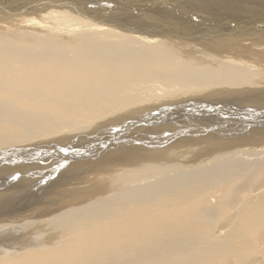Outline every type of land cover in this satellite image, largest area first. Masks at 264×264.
<instances>
[{"label":"bare ground","instance_id":"obj_1","mask_svg":"<svg viewBox=\"0 0 264 264\" xmlns=\"http://www.w3.org/2000/svg\"><path fill=\"white\" fill-rule=\"evenodd\" d=\"M115 1L84 0L83 15L48 0L4 7L57 25L10 27L26 19L0 14L11 22L0 27V264H230L240 249L258 263L264 64L246 56L264 54V0H145L163 8L96 16ZM233 116L259 137L221 136L242 125ZM150 134L161 146L128 141ZM50 187L60 191L46 199Z\"/></svg>","mask_w":264,"mask_h":264},{"label":"water","instance_id":"obj_2","mask_svg":"<svg viewBox=\"0 0 264 264\" xmlns=\"http://www.w3.org/2000/svg\"><path fill=\"white\" fill-rule=\"evenodd\" d=\"M7 1H15V0H0V3H1L0 8H4L5 6L9 5V4H6ZM21 1H25V0H21ZM36 1H43V0H36ZM75 1L76 0H51V1L48 0V2L58 3V5H60L62 7L72 8V9L76 10L77 12L82 13L81 8L83 6H85L84 3H83L84 0L76 1V2H80L79 3L80 4L79 7L75 5V3H76ZM105 1H106V3H111L112 2V0H104V2ZM145 2L147 3V1H145V0H116L115 1V5L113 7H110L108 10L115 9V11H117L119 13H122V14H125V15H130V16L136 15V14H139V15L143 14V15L148 16V15H151L156 10H157V12H160L161 8H163L160 5L159 6L155 5L153 7H147L146 5L147 4L150 5V3L146 4ZM91 3H93V4L94 3H98V0H91ZM84 15H86V14H84ZM232 108H234L233 111H232V113H233L234 110L237 109V108H235L234 106H232ZM228 112L230 113V111H228ZM228 112H226V113H228ZM237 112H238V114L240 113V115H241L242 110H240V111L237 110ZM258 112L261 113L260 115H263L261 117V118H263L264 117V113H262L263 110L262 111H258ZM255 113L252 114V118L255 116ZM235 117H237L239 119V121H241L242 125L239 128L234 129V132L232 134H228L229 131H227V132L225 131V132H222V134H220L221 136H226V135L231 136V135H233L232 137L240 138V137H246V135L250 134V132H251V134H256V136L259 137V135H260L259 131H256L254 129L248 130L249 129L248 128V123L250 122V119L248 117L244 118V117H241V116H233L232 118H235ZM201 130H204V133L206 134V132H210L212 129L208 128V127H204ZM119 134L120 133H118V132L117 133L116 132L113 133V137L111 138V140L115 141L116 143L119 142V141H126V139L123 136L119 135ZM177 135L179 136V138H181V140H185V139H188V138L198 137L199 134L195 133L194 131H190V132H187V131L184 132L183 131V133H180V134L177 133ZM120 138L123 139V140H119ZM150 138H152L154 141H157V144H158L157 146H159V145L161 146V138L159 137L158 134H150V136L147 139H145V140H142L140 138H136L134 141H133V139L132 140H128V141H132L136 146L138 145V146H142V147H144V146L148 147V145L153 144V143L149 144V142H151ZM162 142H164V140ZM145 144H147V145H145ZM103 146H106V145L102 144L100 146V148H103ZM39 154H35L34 157H36ZM37 162H38V160L26 159L23 162V164H26V165L27 164H29V165L32 164V166H33V163H37ZM10 163H12V162H10ZM13 170H15V169H13ZM32 171H33V169H32Z\"/></svg>","mask_w":264,"mask_h":264},{"label":"rangeland","instance_id":"obj_3","mask_svg":"<svg viewBox=\"0 0 264 264\" xmlns=\"http://www.w3.org/2000/svg\"><path fill=\"white\" fill-rule=\"evenodd\" d=\"M194 1H195V2H199V0H194ZM5 2H6V1H5ZM7 2H8L9 4L14 3V2L24 3V1H21V0L7 1ZM36 2H39V1H36V0H35V1H34V0H25V4H30V6L32 7V8H31V7H28L30 10H33L34 4H35V7L38 6V5L40 4V3L38 4V3H36ZM8 3H7V4H8ZM190 3H191V2H190ZM54 4H55V3L51 4V5L54 6V7H52V8H55V7H56V8H59V9H60L61 6H60V7H57L58 3L55 4L56 6H55ZM191 4H192V3H191ZM32 5H33V6H32ZM188 5H189V4H188ZM193 5H195V4L193 3ZM173 6H174V7H177L178 10L180 9V8L178 7V6H179V3H178V4H175V5H173ZM199 6H201V5H199ZM201 7H202V6H201ZM201 7H199V8H201ZM26 8H27V7H26ZM26 8L23 9L24 11H22V12H24V14H23L22 12H21V13H20V12H17V11H20V10H22V9H17V11H16V8H14V9H12V8H9V9H7V8H0V14H1V16H5V15H18V16H20V15H23V16H20V18L26 19V20H21V22L18 21V23H17V21H16L15 23H14V22H13V23L10 22L11 24H10L9 22H7L8 24H6V22L4 21L5 24H6V26L8 25L7 27H9V24H10V27H12L11 25H13L14 27H15V26L17 27V26H19V25H21V26H22V25H24V26H26V25L29 26V24H30V23L32 24V22H34V24H37V23H38V24H41V23H43L44 25H45V24L50 25V22H52V21H53V22H52V25H54V24L57 25V24H58L57 22H54L55 19L52 20L51 18L49 19V17H48V18H47V17H45V18L43 17V18H42V17L32 16V15H34V14L29 15L30 12H32V11H30L28 8H27V9H26ZM62 8H64V7H62ZM65 8H67V7H65ZM5 9H6L8 12H7V11H4ZM59 9H57V10H59ZM67 9H68V8H67ZM85 9H86V7L83 6V7L81 8V11H82V10H85ZM201 9H203V7H202ZM25 10H26V12H25ZM27 10H29L30 12L27 11ZM60 10H61V9H60ZM68 10H71V11H72V10H74V9L69 8ZM111 10H113V9H111ZM111 10H108V11H106L105 13H102L101 16L98 15V14H101V13H98V14H96V16H99V17H101V19H103V18H102V17H104L103 14L105 15V14H107L108 12H110ZM11 11H12V14H11ZM15 11H16V12H15ZM75 11H76V10H75ZM75 11H73V12H75ZM113 11H114V12H113ZM113 11H111V12H112L111 14H114V13L116 14V13H117V11L115 12V9H114ZM28 12H29V13H28ZM25 13H26V14H25ZM19 14H20V15H19ZM78 14H79V12H78ZM117 14H118V13H117ZM79 15H83V14H79ZM109 15H110V13H108L107 16L105 15L104 20H107V21L110 20V21H111L112 19H114V18H112V17H116L115 15H113V16H112V15L109 16ZM120 15H124V14L120 13ZM209 15H210V14H209ZM26 16H27V17H26ZM28 16H29V17H28ZM111 16H112V17H111ZM206 16H207V15L204 14V18H205ZM36 17H37V18H36ZM99 17H98V18H99ZM27 18H31V19H27ZM41 18H42V20H39V22L36 21V20L41 19ZM109 18H110V19H109ZM33 19H34V20H33ZM46 19H47V20H46ZM99 19H100V18H99ZM32 20H33V21H32ZM45 20H46V21H45ZM49 20H50V21H49ZM23 21H26V22H23ZM27 21H28L29 23H28ZM30 21H32V22H30ZM35 21H36L37 23H36ZM48 21H49V23H48ZM110 21H108V22H110ZM4 22H3V21L1 22V23L3 24V26H1L2 24H0V27H1V28H4V27H5ZM22 22H23V23H22ZM40 22H41V23H40ZM25 23H26V24H25ZM53 23H54V24H53ZM56 23H57V24H56ZM14 24H15V25H14ZM43 24H42V25H43ZM24 26H22V27H24ZM7 27H5V28H7ZM5 28H4V29H5ZM247 41H248V40H247ZM199 47L202 48V46H199ZM205 47H207V46H205ZM205 47H203V48H205ZM203 48H202V50L204 51V50H206L208 47H207L206 49H203ZM254 48H255V46H254ZM256 48H257V47H256ZM256 48L254 49V51H256L257 53H258L259 51H264V46H263L262 48H261V46L258 47V49L260 48L261 50H260V49L258 50V49H256ZM206 51L210 52L211 54L214 53L213 55H215V54H216L217 56L219 55V54H217V53L214 52V51L212 52V50H210L209 48H208ZM260 53H261V52H259V54H260ZM262 54H263V52H262ZM262 54H260V57H261V58L259 57V58H257L256 60H255V59H252V60H251V56H249V57L246 56V55H245V56H246L247 59L250 58V59H249L250 61H253V60H254L253 63H255V61H258V63L256 62L255 64L260 65V64H264V63H263V62H264V54H263V55H262ZM216 55H215V56H216ZM248 55H249V54H248ZM218 57H221V58H222L223 56H220V55H219ZM222 59H224V57H223ZM241 59H242V58H241ZM259 61H260V62H259ZM253 65H254V64H253ZM257 65H255V66H257ZM258 68H260V67L258 66ZM262 68H263V67H262ZM262 68H260V69H262ZM261 71H262V70H261ZM262 72H264V68H263V71H262ZM32 167H33V166H32ZM51 188H52V187L47 188V189H44V190L48 191V193H47L48 195L46 194L47 196L44 197V198L48 199V198L51 197V199H53V197H52V196H53L52 193H54L53 191H54V190H55V192L60 191V190L55 189V188H54V189L52 188V189H53V191H52ZM49 189H50V193H49ZM51 191H52V192H51ZM67 192H68L69 194H70V192H71V193H74L73 190H71V189L67 190ZM51 195H52V196H51ZM70 195H71V194H70ZM60 196H62V195H60ZM64 196H66V195H64ZM51 199H50V200H51ZM64 199H65V198H64ZM51 201H52V200H51ZM54 203H55V202H54ZM47 204H48V205H49V204L51 205V202H50V203H47ZM47 204L45 203L44 205H47ZM37 205L39 206V208L43 209V206H42L41 204H40V205L37 204ZM225 206H226V205H224V207H223L222 210H225V209H226ZM36 207H37V206H36ZM36 207H35V208H36ZM39 208H38L37 210H39ZM44 208H45V206H44ZM46 208H47V207H46ZM32 209H34V208H32ZM30 210H31V209H30ZM30 210H27V211H26V210H22L21 213H22V214L24 213L23 216H25V217H27V215L31 216V215L29 214V212H31V211H33V210H31V211H30ZM23 211H24V212H23ZM25 212H26V214H25ZM19 214H20V213H19ZM209 221H210V222H209ZM209 221H205L206 223L204 222L206 225L209 223V224L207 225L208 227H207L205 224H204V225L207 227V230H212V231H213L214 228H215V227H213V225H215V224H214V223H211L212 220H209ZM216 222H217V221H216ZM210 224H211L212 226H211ZM209 226H210V229H209ZM215 226H216V225H215ZM211 228H212V229H211ZM256 238H257V237H256ZM251 239H252V238H248V237H247V239L244 240V243H243V244H245L246 242H248V244H251V243L253 244V243L256 242V240H254V242H253V240H251ZM257 239H258V238H257ZM213 240H214V239H213ZM227 243H228V242H227ZM227 243H226V242H223V243H221L222 246L219 245V247L217 246L216 248L219 249V248L223 247L224 245H226ZM217 244H218V243H217ZM217 244H216V243L213 244L212 247H211V245H210V246L207 247V249H209V248H213V247H215ZM246 244H247V243H246ZM206 246H207V245H206ZM242 247H243V246H242ZM205 248H206V247H205ZM216 248H215V249L213 248V250H211V251H212L213 253H214L215 251H218ZM204 250H205V249H204ZM221 251H222V250H219L218 252H221ZM233 251H234V250H233ZM222 252H224V251H222ZM242 252H243V253H242ZM244 252H246V250H244V249H240V250L238 251V253H239L241 256H238V257L236 256L237 253H235L234 258H232L231 261H230V264H232V263H233V264H237L238 262H241V264H253V257H252V256H251V257L246 256ZM228 253H230V252H228ZM217 254H218V253H216V255H217ZM210 255H212V254H210ZM210 255H209V256H210ZM226 256H228L227 253H226ZM242 256H243V257H242ZM244 257H247V258H244ZM203 259H204V258H203ZM233 259H234V260H233ZM238 259H239L240 261H239ZM247 260H248V261H247ZM250 260H251V261H250ZM261 260H262V261H261ZM233 261H234L235 263H234ZM242 262H243V263H242ZM261 262H262V263H261ZM263 262H264V256L258 261V263H257V261H254L255 264H264ZM220 263L224 264L223 262H220ZM190 264H191V263H190ZM192 264H193V263H192ZM238 264H239V263H238Z\"/></svg>","mask_w":264,"mask_h":264}]
</instances>
